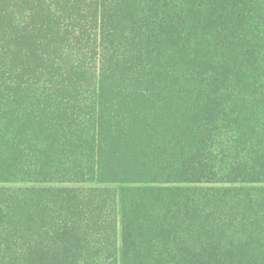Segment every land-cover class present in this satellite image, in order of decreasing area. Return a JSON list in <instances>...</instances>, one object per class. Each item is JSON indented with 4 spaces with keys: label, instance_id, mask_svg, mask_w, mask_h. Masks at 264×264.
Masks as SVG:
<instances>
[{
    "label": "trees",
    "instance_id": "obj_1",
    "mask_svg": "<svg viewBox=\"0 0 264 264\" xmlns=\"http://www.w3.org/2000/svg\"><path fill=\"white\" fill-rule=\"evenodd\" d=\"M0 264H264V0H0Z\"/></svg>",
    "mask_w": 264,
    "mask_h": 264
}]
</instances>
